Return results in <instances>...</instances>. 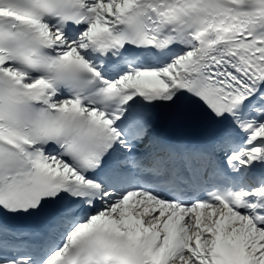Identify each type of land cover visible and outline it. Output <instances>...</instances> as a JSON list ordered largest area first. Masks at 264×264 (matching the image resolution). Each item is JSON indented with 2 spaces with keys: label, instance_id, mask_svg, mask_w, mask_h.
Returning a JSON list of instances; mask_svg holds the SVG:
<instances>
[{
  "label": "snow or ice",
  "instance_id": "obj_1",
  "mask_svg": "<svg viewBox=\"0 0 264 264\" xmlns=\"http://www.w3.org/2000/svg\"><path fill=\"white\" fill-rule=\"evenodd\" d=\"M0 264H264V0H0Z\"/></svg>",
  "mask_w": 264,
  "mask_h": 264
}]
</instances>
